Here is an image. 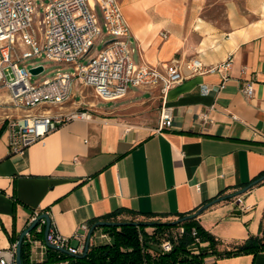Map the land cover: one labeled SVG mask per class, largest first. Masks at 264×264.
<instances>
[{
	"label": "crops",
	"instance_id": "crops-1",
	"mask_svg": "<svg viewBox=\"0 0 264 264\" xmlns=\"http://www.w3.org/2000/svg\"><path fill=\"white\" fill-rule=\"evenodd\" d=\"M118 2L133 35L134 61L163 69V63L178 59L186 75L167 94L172 124L160 129V120L155 127L126 122L115 112L131 103H121L89 111V118L66 122L22 152H11L7 118L22 111L2 104L9 94L0 88L2 248L17 243L35 212L48 213L56 230L77 245L73 234L94 218L114 211L126 220L133 212L136 218L195 212L264 170V0ZM228 56L233 62L222 88V73L192 75L187 64L199 58L209 66ZM248 80L254 81L252 98L242 92ZM128 94L162 108L157 87ZM263 217L264 181L210 205L197 220L224 251L259 234ZM46 257L47 246L31 244L32 262ZM216 262L264 264V251L211 254L204 264Z\"/></svg>",
	"mask_w": 264,
	"mask_h": 264
},
{
	"label": "built area",
	"instance_id": "built-area-1",
	"mask_svg": "<svg viewBox=\"0 0 264 264\" xmlns=\"http://www.w3.org/2000/svg\"><path fill=\"white\" fill-rule=\"evenodd\" d=\"M37 5L42 9V18L39 19L43 29L42 37L37 35L33 25ZM162 34L166 36L165 32ZM99 36L101 39L107 37L102 48L84 62L83 58ZM132 37L118 0H0V88H6L9 94V100L2 104L22 111L20 115L7 118L10 151L22 152L28 144L43 140L49 132L62 124L90 117L88 110L67 108V103L74 96L77 82L79 86L93 89L98 97L107 101L126 96L131 87H157L163 97L160 129L170 126L173 112L166 104L167 94L186 75L178 59L163 63V69L134 61ZM34 58L66 63L69 68L58 69L50 77L37 82L29 68L39 63L32 66L25 64L27 60ZM232 62L233 57L228 56L209 66L204 65L199 58H191L187 64L192 75L222 73L223 80L219 86L222 88L230 77ZM45 69L44 66L42 72ZM204 89L207 92L210 87L205 86ZM242 92L247 98H252L255 93L254 81L245 82ZM40 105L45 108L36 110ZM52 106L58 109L53 111ZM40 214L35 212L32 221ZM44 224L46 219H39L35 227L37 231ZM177 226L175 231L172 230L173 227L169 228L168 236L160 242L162 252L170 251L185 232L184 225L178 223ZM90 228L88 223L81 224L73 234L78 244L71 245L70 238L60 234L51 224L47 239L72 254H81ZM97 228L99 227L91 235L90 244ZM196 233L193 228L192 234L195 236ZM25 236L31 244L46 246L45 240L34 238L32 231ZM196 242L204 244L198 237ZM16 247L17 243L0 247V264H16ZM192 252L198 253V250L193 249Z\"/></svg>",
	"mask_w": 264,
	"mask_h": 264
},
{
	"label": "trees",
	"instance_id": "trees-1",
	"mask_svg": "<svg viewBox=\"0 0 264 264\" xmlns=\"http://www.w3.org/2000/svg\"><path fill=\"white\" fill-rule=\"evenodd\" d=\"M255 180L259 181L252 186L264 181V170L245 184L237 186V188L239 187L238 190ZM236 191L237 190H234L232 193ZM224 193L225 190H222L219 194L210 198L201 206ZM229 198L230 196L226 197V199ZM197 210L198 209L195 211ZM193 212L177 213L176 215L182 218L190 216ZM117 215L118 213L114 211L90 220L89 224L92 226L96 222L102 220L113 221L116 220ZM132 215L133 218L129 221H134L138 214L133 212ZM143 215L146 218L138 220V222H140L139 224L126 223L123 225L99 226V228H102L110 235L112 240L104 244H90L89 250L84 257H76L57 249L47 247L46 259L42 262H32L30 258L31 243L24 237L21 246L23 264H52L59 262H67L68 264H176L177 262L181 264H204L205 258L211 254L230 257L241 254L256 255L258 252L264 251V217L260 224L259 234L250 235L246 240L237 244L230 250L219 251L216 247L217 239L215 236L206 230L195 217L190 216L181 222V224L184 225L185 232L173 244L172 249L167 252H162L159 248L161 240L157 236L158 231L177 226L178 224L149 219L155 216H167L168 214L147 213ZM148 226H152L158 231L154 230V232L149 233L146 230ZM45 227L46 224L42 226L40 231L34 228L32 230L33 237L41 240L44 239ZM193 228H195L197 232L195 236L192 234ZM197 237L200 242L208 243L206 245H201L199 242H196ZM193 243L199 245L198 253L192 252L191 247ZM153 244H156L157 247ZM214 264L218 263L216 262Z\"/></svg>",
	"mask_w": 264,
	"mask_h": 264
},
{
	"label": "rangeland",
	"instance_id": "rangeland-1",
	"mask_svg": "<svg viewBox=\"0 0 264 264\" xmlns=\"http://www.w3.org/2000/svg\"><path fill=\"white\" fill-rule=\"evenodd\" d=\"M41 18H42V9L40 8L39 5H37L35 15L33 16V25H34L37 35L42 37L43 29L41 28L42 26L41 23H39V19ZM105 39H107L106 36H104L102 39H101V36H99V38L96 39L92 49L83 58L84 62H87L88 59H90L92 56L96 55L100 51V49L102 48L104 44ZM36 63L43 64L46 67L44 72L33 76V79L37 82L41 81L45 77H50L58 69L64 70V69L69 68V64L62 63V62L49 61L44 58H34V59L27 60L25 62V64L28 66H32ZM131 89H134V88L131 87ZM74 92H75L74 96L69 100V102L67 103V106H70L73 108L77 107V108L85 109L88 111H93V110H102V109L107 110L109 109V107L118 106L121 103L123 104L131 103L130 105L131 107H129L128 109H124L123 111L121 110V112H115V114L121 117L126 122L142 123V124L149 125L152 127H155L156 124L160 120V115H161V112H159V110L161 109V108L159 109L160 106L152 105L148 101L141 102L140 98L136 94L132 96L128 94L120 99L107 101V100H103L102 98L98 97L93 91V89L87 88L83 85L79 86L78 82L75 85ZM44 108L45 107H43V105H40L36 108V110L44 109ZM51 109L54 111V110H57L58 107L52 106ZM195 212H193L190 216L195 217V219L197 220V216L194 215ZM145 218H146L145 216H142L141 218L135 217L134 221H138V220L145 219ZM178 218L179 216H168L167 215V216H155L149 219L157 220L160 222H171ZM118 220H126V219H119L117 217L116 220H113V221H118ZM177 228L178 226H173L172 230L175 231L177 230ZM168 229L169 228H165L163 230L158 231L154 227L148 226L146 230L149 233L154 232V230L158 231L157 236L162 241L166 236H168ZM103 234H107V236H104ZM111 240L112 239L107 232H105L102 228H97L92 236L91 242L92 244L95 245V244H104V243L110 242ZM203 243H204L203 245H206L208 242H203ZM153 245L157 247L156 244H153ZM159 248H160V244H159ZM191 248L192 250L196 249L199 252V245L197 244L192 245Z\"/></svg>",
	"mask_w": 264,
	"mask_h": 264
},
{
	"label": "water",
	"instance_id": "water-1",
	"mask_svg": "<svg viewBox=\"0 0 264 264\" xmlns=\"http://www.w3.org/2000/svg\"><path fill=\"white\" fill-rule=\"evenodd\" d=\"M29 70L32 74L37 75L44 70V66L42 64H39L37 66L30 67ZM258 181L259 180H255V181L247 184L246 186L240 188L239 190H237L234 193H230V194H226V195L214 198L213 200H211V201L207 202L206 204H204L203 206H201L195 212L194 215L197 216V215L201 214L207 207H209L210 205H212V204H214V203H216L222 199H225L228 196L239 195V194L244 193L246 190H248L253 184L257 183ZM188 217H190V216L178 218L176 220L171 221L170 223L171 224H178V223H181L182 221L186 220ZM41 218L46 219V227H45V231H44V240H45L46 246L50 247V248L57 249V250L62 251V252H65L67 254H71V255L76 256V257H84L87 254V252L89 250V246H90V238H91V235H92V233L96 227L103 226V225H123L126 223H131V224H139L140 223L138 221H128V220H118V221H104V220H102V221H98L95 224H93L89 230L88 238H87V241L85 244V249H84L83 253L72 254L66 248L60 247V246L55 245V244L48 241L47 236H48L50 225H51V219H50V216L48 213L43 212L37 218H35L27 228H25L21 232L20 237L17 241V247H16V264H23V261L21 258V246H22L23 239L28 232H31L36 227L39 219H41ZM151 223H153V222H151Z\"/></svg>",
	"mask_w": 264,
	"mask_h": 264
}]
</instances>
